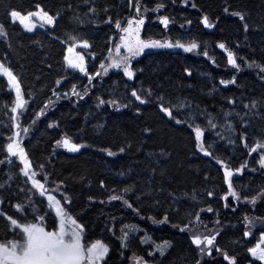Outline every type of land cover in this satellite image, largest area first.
Returning a JSON list of instances; mask_svg holds the SVG:
<instances>
[{
	"label": "trees",
	"instance_id": "16d2710c",
	"mask_svg": "<svg viewBox=\"0 0 264 264\" xmlns=\"http://www.w3.org/2000/svg\"><path fill=\"white\" fill-rule=\"evenodd\" d=\"M137 6L144 40L198 47L148 51L132 61L131 78L114 67L95 76L117 22ZM40 8L53 24L33 17L27 31L11 17ZM0 25V64L26 101L12 111L15 89L0 73V243L22 241L9 217L57 230L35 179L86 245H107L102 264H264L251 252L264 249V167L251 151L264 144V0H0ZM76 54L87 75L68 66ZM197 127L210 155L198 149ZM24 129L28 176L7 150ZM65 138L82 150L61 149ZM222 165L242 169L231 189ZM205 235H216L210 254L193 243Z\"/></svg>",
	"mask_w": 264,
	"mask_h": 264
},
{
	"label": "snow or ice",
	"instance_id": "6c2138e0",
	"mask_svg": "<svg viewBox=\"0 0 264 264\" xmlns=\"http://www.w3.org/2000/svg\"><path fill=\"white\" fill-rule=\"evenodd\" d=\"M39 8V6H37ZM136 12H140L139 6L136 7ZM147 11V9H145ZM154 11H158V9H154ZM240 17L241 20L244 19L243 15L240 13H234ZM11 17L15 20H18L27 31H32L36 25L35 23L31 22L33 17H38L43 23L40 25L41 27L44 24H53L54 18L50 16L47 12H45L42 8L35 12H29L27 14L22 15L18 11H12ZM161 22L167 26L168 19L166 17L161 19ZM204 23L207 25L208 20L205 17ZM128 26L126 28L121 29L126 35L121 37L122 44L116 48V51L119 52V47L127 48L128 52L131 56H138L140 55L144 49L147 48H172L178 47L183 48L185 51H192L198 47L196 43H192L189 46H185L184 44H180L177 42L176 44L172 43H161L160 41H144L140 39L139 30L140 26L144 24L143 18H138L135 20H128ZM136 27H133V25ZM117 28H120V23L117 22ZM6 35L3 26L0 25V36ZM74 39V38H73ZM83 48L89 47L88 43L85 41L82 45ZM221 48L225 46L223 44L220 45ZM68 51L72 53L74 50L69 48ZM130 56L124 57V72L130 78L133 76V72L130 70L127 61L130 59ZM68 60V66L72 69H77L82 73L86 72V68L84 65V56L81 54H76L75 59L66 58ZM228 62L235 67H239L234 55L229 52L228 53ZM121 65L119 62L114 61L111 67L119 68ZM101 68H105L104 65H101ZM0 73L8 78V83L11 85L13 89H15L16 99H15V107L12 108L13 112H16L18 109H23L25 106L26 101L23 98V94L21 92V86L17 77L10 71L9 68L5 67L3 64H0ZM99 75V73H97ZM221 83H224L223 81ZM234 83V81H233ZM73 94L79 95L75 91L73 87ZM132 95L136 97L137 100L140 99L137 96L136 92H133ZM101 104L104 103L103 100L100 101ZM165 113L169 116L172 115L170 109L163 108L162 109ZM180 121H177L179 123ZM19 127V125H17ZM26 132L27 129H24ZM196 139L199 141L203 136L202 130L197 127L195 129ZM16 137L20 136V132H17ZM11 139V138H10ZM63 147L68 148L70 151H79L82 145L74 144L70 141V139L65 138L62 142H60ZM200 150L205 152V154L210 155L207 153L203 143L199 145ZM258 148H264V144H258L256 148H252L251 151L255 152ZM8 152H10L13 156H18V158L24 162V169L23 174L25 176L29 175V170L31 168L30 161L28 160L24 149L20 146L19 142L9 143L7 146ZM123 151V149H121ZM109 155H113L112 152L108 153ZM261 165L264 166V159H261ZM36 173L33 172L32 176H35ZM226 178L229 179L228 187L229 189L232 188L230 177L232 176V172L229 170H225ZM33 185L36 188L41 189L40 195L44 196V185L39 181L33 179ZM127 191V190H126ZM229 195L236 197L239 199L238 194L231 190ZM112 200L121 199L119 196H112ZM227 199V197H225ZM48 207L54 208L56 214L61 218L60 219V226L59 230L53 231H46L45 227L42 224L30 223V224H20L17 220L12 219L9 217L11 225L16 228L20 229L22 232V241H9L7 243H0V264H98L106 254L108 253V247L104 245L101 241H95L88 245L83 242L82 236V228L79 225H76V228L72 230H68L65 227V218L66 213L64 208L61 206L59 200L52 195L47 196ZM127 203V202H125ZM255 203V200L252 201ZM131 207V205H129ZM17 208L20 209V206L17 205ZM211 211V209H209ZM166 219V218H165ZM40 220L43 221V217H40ZM73 225L76 224L75 220L71 221ZM164 222V221H161ZM215 237L211 238H204L201 239L199 236L195 237L193 243L196 244L198 247L202 244L212 245ZM168 245H157V249L162 251L163 248L167 247ZM203 252L204 249H201ZM251 252L254 256H258V258L264 261V249H260L259 245L256 248L251 249ZM210 254V253H209Z\"/></svg>",
	"mask_w": 264,
	"mask_h": 264
},
{
	"label": "rangeland",
	"instance_id": "374dc122",
	"mask_svg": "<svg viewBox=\"0 0 264 264\" xmlns=\"http://www.w3.org/2000/svg\"><path fill=\"white\" fill-rule=\"evenodd\" d=\"M138 18H143V19H144V24H143L142 26H140V30H139L140 39H141V40H144V39L142 38V30H143V27H144V25H145V23H146V20H145L143 14H142L141 12H140V13H137V12L135 13V12H134V14L131 16V18H128V19H126L125 21H123V23L120 25V28H118V32H117V34H116V36H115V38L113 39V42H112V49H111V51H110V53H109V56H108L107 59L104 61V63L101 64V65H104L105 68H101V65H100V66H99V70L96 72L95 76H98L97 73H100V74L107 73V72L109 71V68H113V67H111V65L113 64L114 61L119 62V63H122V66H123L124 63H125V62H124V57H126V56H130V57H131V58L127 61V63H128V66L130 67V70L132 71V69H131L132 61H133V60H136L137 58H139V57H141V56H143L146 52L151 51V50H157V49H173V48H174V47H172V48H167V47H162V48H147V49H144V51H143L140 55H138V56H131V54L128 52L127 48H124V47L121 46V47H119V52H117V51H116V48L122 44L121 37H124V36L126 35L121 29L126 28V27L128 26V24H127V21H128V20H135V19H138ZM133 27H136V25L134 24ZM144 41H146V40H144ZM120 59L123 60V61L121 62ZM122 66L119 67V68H121V69L123 70L124 67H122ZM76 92H78V91H76ZM17 132H19V131L17 130ZM17 132H16V133H17ZM26 133H27V131H26V132L24 131L19 137H16V135H15V137H14V142H13V143H15V142H19V144H20V146H21L22 141L24 140L25 137H27ZM201 141H202V137H201V140L198 141V143H199V144H198V149H199L200 152L204 153L203 151L200 150V147H199V145L201 144ZM72 143H73V142H72ZM60 148L63 149V150H65V151H67V152H70V153H77V152H80V151L82 150V147H80L79 151H70L68 148L63 147L62 145H61ZM257 150H258L257 152L260 153L261 158L264 159V148H258ZM10 154H11V153H10ZM11 156H13V155L11 154ZM17 157H18V156H17ZM18 159H19V158H18ZM19 161H21V160L19 159ZM22 162H23V161H22ZM222 166H223V170H224V172H225L226 169L232 172V176L230 177V181H231V185H232L234 177L240 175L241 172H242V169H232V168H230V167H228V166H226V165H222ZM263 167H264V166H263ZM225 177H226V175H225ZM226 181H227V185H228V183H229V179L226 178ZM32 185H33V183H32ZM33 186H34V185H33ZM34 187H35V186H34ZM35 188H36V187H35ZM36 189H38L39 192L41 191V189H39V188H36ZM47 196H48L47 194L44 195V197H45L46 199H47ZM50 211H51L52 213H54L55 216L58 218V221H60L61 218L56 214L55 209H54V208H51ZM0 212H1V210H0ZM36 224H41V223L36 222ZM42 226H44V225L42 224ZM59 226H60V223L58 222V228H57L56 231L59 230ZM44 227H45V226H44ZM65 227H66V229H68V230H72V229L76 228V227H75L74 225H72L71 222H69L66 218H65ZM45 230H46V231H49L46 227H45ZM213 236L215 237V239H214L212 245H207V244H202V245H200V247H202V249H204V250H205L206 252H208V253L212 252L213 250H216V246H215L216 235H205V236H200L201 239H204V238H206V237H207V238H211V237H213ZM101 242H102V241H101ZM102 243H103L104 245H106L104 242H102ZM106 246H107V245H106ZM108 252H109V249H108ZM107 255H108V253L106 254V256H105L101 261L98 262V264H102L103 261L106 259ZM142 264H143V263H142Z\"/></svg>",
	"mask_w": 264,
	"mask_h": 264
},
{
	"label": "crops",
	"instance_id": "0c3cea01",
	"mask_svg": "<svg viewBox=\"0 0 264 264\" xmlns=\"http://www.w3.org/2000/svg\"><path fill=\"white\" fill-rule=\"evenodd\" d=\"M59 223H60V221H59Z\"/></svg>",
	"mask_w": 264,
	"mask_h": 264
}]
</instances>
